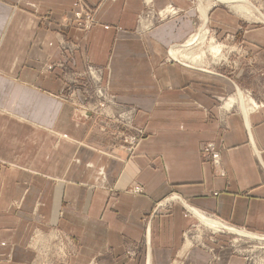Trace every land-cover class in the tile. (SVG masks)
<instances>
[{"label":"crops","instance_id":"1","mask_svg":"<svg viewBox=\"0 0 264 264\" xmlns=\"http://www.w3.org/2000/svg\"><path fill=\"white\" fill-rule=\"evenodd\" d=\"M153 2L184 13L137 34L142 0H106L86 33L64 31L78 45L68 61L58 22L71 14L73 0H0V264L33 262V229L68 236L70 264H171L192 224L183 200L264 235V25L246 26L211 9L210 24L219 33L241 31L246 50L226 78L167 61L172 46L194 30V10L189 0ZM85 60L107 65L109 91L119 104L136 107L133 124L144 135L129 159L61 97L65 83L55 65L79 72ZM231 80L258 106L243 113L238 104L226 108L227 101L222 111ZM208 141L221 147L219 168L201 156ZM132 184L142 191L133 193ZM170 194L172 206L148 218ZM12 200L20 201L16 213ZM181 264L243 262L224 249L213 256L194 247Z\"/></svg>","mask_w":264,"mask_h":264},{"label":"rangeland","instance_id":"2","mask_svg":"<svg viewBox=\"0 0 264 264\" xmlns=\"http://www.w3.org/2000/svg\"><path fill=\"white\" fill-rule=\"evenodd\" d=\"M73 1L75 7L71 14L69 16L61 17L58 22V26L62 31L58 33V46L65 59H67L68 61L72 59L74 52L78 49V45L69 40L64 35V31H66L68 28H75L81 32L86 33L95 24H97V11L100 5L103 4V2L106 0H99L95 5H89L86 0ZM189 1H191V4L193 6L192 9L194 10V30L191 32L192 34L197 30L200 23V14L198 9L200 0ZM238 1H248L256 9V11H259L264 15V0ZM211 9H219L225 11L230 15L236 17L239 23H242L246 26L264 25V20L255 19L257 17L256 15L254 17L241 16L238 13H235L233 10L229 9L227 4H217L215 6H212L208 11V16ZM183 13V8H178L173 4H166L161 8H156L153 0H142L141 11L137 16L135 32L137 34H142L143 32H147L159 23H162L169 18ZM206 26L209 33L214 37V39L218 43H222L225 47L221 50L218 56L214 57L213 55H209L206 52L203 53L204 45H207L204 44L203 47L197 48L195 55L193 54L194 56H197V52H199V60L190 59V61L188 60V58H184L183 60H185L186 64L197 67L198 69H206L213 74L224 76L227 78L229 77L228 74L231 71H235L239 68L240 62L242 61L244 55H246V50L241 42V31L237 33H219L218 28L213 27V25L210 24V19H208ZM181 44H176L173 46L175 47ZM168 55L169 56L167 58V61H179L178 57H176V59H173L170 54ZM82 65V69L79 72H75L72 69L68 68L65 63H58L57 65H55L61 69V76H63L65 83V87L61 93V97L72 105L76 115H84L86 116V118L91 120V123L94 124L95 122L96 126L99 127L98 133H100V135L104 136L105 138H108L112 147H115L118 150H122L126 154L127 159L131 158L136 143L144 135V131L141 128L134 126L133 124L136 107L129 104H119L116 101L115 96L109 91L107 81L105 80V72H107L108 69L107 65H97L90 63L87 60H85ZM231 81L233 82V88L230 90L229 94H227L228 96L226 95L227 99L220 100V103L218 105L220 109L221 105H223L227 101L229 102L228 99L230 97L235 98L236 86H238L242 90L244 98H251L249 97L250 95H247L248 92L245 91L246 88L240 86L233 80ZM78 92H80L79 94H81L82 100L78 98ZM232 101L233 102L229 104V109L233 105L237 106L238 104L235 99H232ZM221 127L225 128V126L223 125ZM220 150L221 147L219 146L217 148L215 142L208 141L205 142V144H203V146L201 147V156H203V158L209 159L210 163L214 167L219 168L221 166ZM105 153L110 156L113 155L112 152ZM135 188H138L139 191L136 192ZM129 189H131L133 193L138 194L142 191V187L139 184H132V187H130ZM171 196L175 195L170 194L165 198L157 201L154 204L148 218H151L159 210L169 209L174 203V200H168V198H170ZM183 202L188 204L185 200H183ZM9 206L10 208H13L10 211L16 213L20 208V201L12 200ZM183 206L184 212L187 215L191 216L192 224L183 233L181 244L175 254L176 257L173 259L171 264H181L188 251H190V249L194 247L204 249L213 256L217 251L224 249L227 250L230 254L239 257L242 260L243 264H264V242L260 243L256 240L243 238L233 233L213 231L210 228L200 224L197 218L192 216L191 213L187 210L185 205ZM241 230L245 229L242 228ZM68 240V236L62 235V233L57 230L42 231L33 229L30 232L27 243V246H29V248H31L35 254V258L31 264H70L68 256L70 253L67 249V245L69 242ZM187 240L191 241V245L186 249L185 252H183V249H185V246L188 243ZM136 252V247L126 250V254L130 257L135 256ZM92 263L94 264V262H91L90 264Z\"/></svg>","mask_w":264,"mask_h":264},{"label":"bare ground","instance_id":"3","mask_svg":"<svg viewBox=\"0 0 264 264\" xmlns=\"http://www.w3.org/2000/svg\"><path fill=\"white\" fill-rule=\"evenodd\" d=\"M217 4H224V5L227 4L229 9L233 10L235 13H238L241 16L254 17L256 15L257 16L255 18L256 20H260V19L264 20V15L259 11H256V9L248 1L239 2L238 0H204V1L200 0L198 5L199 14H200L199 26L197 30L194 33H192L181 45L175 47L172 46L169 54L170 56H172L173 59L174 58L176 59V57H178L179 62L182 63H185V60H183L184 58H188V60L190 59L199 60L200 59L199 52H197V56L194 55L197 48L203 47L204 44L207 45H204L203 53L206 52L209 55H213L214 57L220 54L221 50L225 46L222 43H218L214 39V37L209 33L208 28L206 26V23L208 21V11L212 6H215ZM232 99H235L237 101L238 107L243 113H246L248 109H253L258 106L257 103L252 98L249 99L244 98L242 90L237 86L235 91V98L230 97L229 103L228 104L226 103L227 105L224 104L225 107L229 106V104L233 102ZM135 191L138 192L139 189L135 188ZM175 199H176L175 196H171L170 198H168V200H175ZM183 204L185 205L187 210L191 213V215L197 218L200 224L210 228L213 231L233 233L243 238L256 240L260 243L264 242V235L256 234L254 232L247 230L234 228L217 219L206 216L202 212L187 205L186 203ZM187 242L188 243L186 244L185 249H183V252H185L186 249L191 245L190 240H187Z\"/></svg>","mask_w":264,"mask_h":264}]
</instances>
